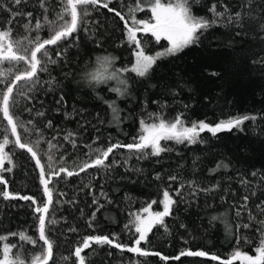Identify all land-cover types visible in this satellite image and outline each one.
<instances>
[{"label": "snow or ice", "instance_id": "6c2138e0", "mask_svg": "<svg viewBox=\"0 0 264 264\" xmlns=\"http://www.w3.org/2000/svg\"><path fill=\"white\" fill-rule=\"evenodd\" d=\"M201 2L202 0H133L125 6L126 10H118L110 6L114 0H57L55 5L51 0H37L41 12L38 16H34L32 11L20 9V5H26L28 0H10L7 4L0 0V10L8 14L0 20V125H3L0 128V185L4 186L0 189V199L30 202L29 207L37 221L35 236L29 234L27 228L9 229L0 233V264H57L56 244L49 232L51 226L59 223L51 215L55 189L50 187V184L54 179L79 176L89 169L103 170L110 178L115 179L116 177H111V173L117 168H123L125 173L132 175H122L119 179L136 183L139 176L143 175L144 169L135 166L131 161L140 162L161 158L164 154L174 151L168 142L186 146L204 144L206 141L202 138V134L205 132L216 137L223 132L243 131L246 122H255L258 119L255 114H243L219 119L217 122H208L206 119L188 121L184 111L168 117L164 112L166 103L161 105L157 100H152L151 103L157 104L160 110L147 111L149 101L144 100L141 115L138 118L139 128L137 134L131 137V142L123 143L118 139L113 141L109 135L105 143H100V137L97 135L90 143L81 144L79 138L82 132L88 126L95 127V125L92 121L83 119V109L73 107L70 112L67 111L68 101L63 87L59 89L58 98L54 100L56 106L47 111L60 114L64 109L65 120L81 117L78 121L79 130L60 129L54 126L51 119H45L44 128L56 132L50 139H45L44 131L38 127L36 119L31 118L33 112L35 117L47 116V111L36 110L33 104L36 100L34 93L38 88L43 91L45 87L49 91L55 90L60 82L51 74L50 66L70 62L66 59L68 48L79 42L80 31L91 32L89 23L99 27V21H90L89 18L92 17L93 12H98L100 9H106L123 22L124 40L121 41V46L126 43L132 49L133 61L130 65L117 67L118 57L110 53L96 54L94 62L87 66L91 70H85L81 79L93 89L115 82V86L109 87L108 91L115 93L117 99L132 96L131 78L128 73L135 74L138 78L150 79L158 61L176 56L190 46H199L201 37L213 27L235 28L236 36L247 35L248 31L264 34V0H237V3L232 5L225 3L224 0H216L208 8L210 16L194 13V6ZM141 12H150L151 15L147 19L137 18V14ZM17 27H22L25 33L23 36L16 34ZM45 30L46 35L42 36L41 33ZM92 35L95 37V33ZM147 35H150L156 43L162 40L167 41L168 46L150 54L143 39V36ZM260 39L264 41V35H260ZM93 42L97 49H103L102 40L94 38ZM251 63L264 66V58L253 59ZM44 73L49 75L48 80L42 79ZM210 75L218 77L220 73L213 71ZM69 76L73 80L76 79L75 74L64 73L65 79ZM152 86L155 87V85ZM98 99L107 106L108 112L105 115H110V119L105 121L101 113L97 112L94 117L97 124L107 123L119 126L128 119L127 115L122 116L124 109L117 103V99H105L102 96H98ZM22 102H26L22 111L30 116L27 120L21 119L16 111ZM40 104L43 107V101H40ZM190 106V104H183L185 110ZM3 122H6V125ZM96 131L99 132V129L96 128ZM33 135L35 139H32ZM61 140L64 143H61ZM42 144H47L46 151L41 148ZM64 144L70 145L73 151L81 147L87 151L75 156L69 162L68 154L62 153L59 157L55 154L64 148ZM7 146L25 150L30 154V158L38 169L39 183L43 187L45 199L38 201L35 196L21 195L8 190V181L3 173L13 171L15 153L6 151ZM118 149H124L127 152L122 161L114 158ZM110 157L113 158L110 159ZM45 158L46 162H42ZM197 161H200L199 156L192 162V177L195 178L184 179L179 174H169L166 177L169 181L168 186L160 189L162 198L152 199L138 210L128 212L129 219L123 229L134 236L130 245L120 242L118 233L89 234L74 246L69 255H61L60 261L65 264L69 260H73V264H88L86 256L82 253L95 244L101 247L107 245L122 252L127 251L138 257L159 256L164 261L180 260L181 257H206L218 264H236V262L264 264V199L255 205L258 212L254 213L249 207V200L250 197L257 195V191L253 188L254 180L246 177L242 178L240 183L252 190L241 198L239 204L230 205L234 219L230 221L227 213H221L219 216L212 215L209 221L210 226H213L212 222H222L226 234L234 240L233 251L227 258H222L210 251L191 249L182 250L178 255L168 257L161 255L160 252L148 251L141 247V243L147 242L149 234L155 227L160 226L167 231L166 218L174 214L180 202H186L183 197L186 188L193 198L201 193H214L220 188L218 182L205 183L202 177L196 176ZM156 162L159 163V159ZM230 166V161L218 160L207 169V174L215 176L222 170L229 169ZM249 175L257 178L259 187L264 190V169L252 170ZM133 176L137 179H133ZM154 179L161 181L164 177L157 171ZM177 181L180 182L173 189L172 184ZM83 187L88 188V194L92 196L88 207H94L86 221L87 227L95 232L97 213L104 209L105 203L111 205L114 200L105 190L104 184L100 185L98 195L95 192V185L86 184ZM64 195L63 192L59 193V196ZM177 197L180 199L178 200ZM124 199L130 202L132 198L125 194ZM224 199L225 197L221 196V200ZM55 202L60 201L57 199ZM69 203H75V201H69ZM153 205H158L162 210H153ZM212 206V204L207 205L209 208ZM80 211L83 215V209ZM65 223H67L66 220ZM180 227L183 228L185 225L181 224ZM67 231L77 232L78 229L68 227ZM252 232L255 233V237L249 235ZM254 239L255 243H253ZM25 245H30L38 251L29 254L25 250ZM249 245L252 246L253 254L244 250V247Z\"/></svg>", "mask_w": 264, "mask_h": 264}, {"label": "trees", "instance_id": "16d2710c", "mask_svg": "<svg viewBox=\"0 0 264 264\" xmlns=\"http://www.w3.org/2000/svg\"><path fill=\"white\" fill-rule=\"evenodd\" d=\"M3 2L7 4L10 0H3ZM51 2L55 5L57 0H51ZM132 2L133 0H114L110 6L118 10H126L125 6ZM214 2L216 0H202L201 4L194 6L193 11L197 15L210 16L208 8ZM224 2L232 5L236 4L237 0H224ZM20 9L32 11L34 16H38L41 12L37 0H28L26 5H20ZM7 15L0 10V20ZM150 15V12H141L137 14V18L147 19ZM89 20L99 21V27L89 23L90 33L84 31L78 33L79 42L67 51L66 59L70 62L50 66L51 74L60 83L56 85L54 91H49L47 87L43 91L38 88L34 93L36 100L33 101L36 110L47 111L56 106L54 100L58 98L59 89L63 87L68 101L67 111L70 112L73 107L83 109V119L90 120L95 125V127L88 126L82 132L79 143H90L97 135L100 137V143H105L109 135L113 141L118 139L123 143L131 142V137L137 134L139 128L138 118L141 115L144 100L149 101L147 111L160 110L157 104L151 103L152 100H157L161 105L166 103L164 112L168 117L184 111L188 121L206 119L208 122H217L219 119L243 114H255L258 119L255 122H246L243 131L223 132L216 137L205 132L202 134V138L206 141L204 144L186 146L168 142L174 151L164 154L161 158L140 162L131 161L135 166L144 169L143 175L139 176L136 183L119 179L122 175H132L125 173L123 168H117L111 173V177H116L115 179L110 178L103 170L97 169H89L79 176L54 179L50 185L55 189L51 215L59 223L51 226L49 232L56 244L57 264H65L60 261V256L69 255L85 235L118 233L120 242L130 245L134 236L123 229L129 219L128 212L138 210L152 199L159 200L162 196L160 189L168 186L169 181L166 177L169 174H179L184 179L195 178L192 177V162L197 156L200 157V161H197L196 176L202 177L205 183L218 182L220 188L214 193H201L195 198L189 195V190L186 188L183 192L186 202H180L174 214L166 218L167 231L163 227H155L149 234L147 242L141 243V247L148 251L160 252L161 255L168 257H174L182 250L191 249L210 251L222 258H227L233 251L234 240L226 234L222 222H212L213 226H210V217L227 213L230 221L234 219L230 205L239 204L241 198L252 190L240 183L242 178L254 180L253 188L257 191V195L250 197L249 200V207L254 213L258 212L255 205L264 199V190L259 187L257 178L249 175L252 170L264 169V66L251 63L253 59L264 58V51H262L264 41L260 39V35L264 34L248 31L247 35L236 36L235 28L213 27L201 37L199 46H190L176 56L158 61L150 79L138 78L135 74L128 73L131 78L132 96L117 99L115 93L108 91L109 87L115 86V82L93 89L81 79V76L85 70H91L87 66L94 62L96 54L110 53L118 57L117 67L131 64L132 49L126 43L121 46V41L124 40L123 22L106 9L93 12ZM15 31L18 36L25 34L22 27H17ZM41 35H46V30ZM94 38L102 40L103 49L95 47ZM143 39L150 54L168 46L167 41L162 40L156 43L150 35L143 36ZM213 71L220 75L211 76L210 73ZM64 73H73L76 79L73 80L71 76L65 79ZM42 79L48 80L49 75L42 74ZM98 96L105 99H117V103L124 109L122 116L127 115L128 119L119 126L107 123L97 124L94 119L97 112L101 113L105 121L110 119V115H105L108 112L107 106L98 99ZM205 97L208 99L205 100ZM40 101H43V107ZM183 104L191 106L185 110ZM25 106L26 102H22L16 111L21 119L27 120L30 118L29 114L22 111ZM63 111L64 109L60 114L47 111L46 117H35V112L31 114V118H35L38 127L44 131L45 139H50L56 134L55 130L44 128L45 119H51L54 126L60 129L79 130L78 121L81 117L65 120ZM3 124L6 125V122ZM2 127L3 125H0V128ZM35 138L33 135L32 139ZM61 143L64 142L61 140ZM41 148L46 151L47 144H42ZM8 150L15 153L13 171L3 173L8 181V190L21 195L35 196L38 201L44 199L38 171L30 156L11 146L6 147V151ZM86 151L87 149L83 147L73 151L70 145L64 144V148L55 154L57 157L62 153L68 154L69 162H71L72 158ZM126 155V150L118 149L114 158L122 161ZM157 159L159 163L156 162ZM221 159L225 162L230 161V168L222 170L215 176H208L207 169ZM42 162H46V158ZM157 171L161 172L163 180L154 179ZM133 179L137 177L133 176ZM179 182L172 184L173 189ZM86 184L95 185L97 195L100 185L104 184L105 190L114 200L111 205L105 203L104 209L97 213L95 232L88 228L86 223L94 210V207H88L92 196L88 194V188L83 187ZM3 187L0 185V189ZM61 192L65 195L59 196ZM125 194L132 198L130 202L124 199ZM221 196L225 199L221 200ZM57 199L59 203L55 202ZM177 199L180 198L177 197ZM69 201H75V203H69ZM29 203L21 200L0 199V233L9 229L27 228L29 234L36 235L37 221L34 219ZM208 204L213 206L209 208ZM81 209H83V215ZM153 209L159 210V206L153 205ZM181 224L185 227H180ZM68 227H76L78 231L68 232ZM249 235L255 237L254 232ZM255 242L254 239L253 243ZM25 250L29 254L38 251L30 245H25ZM244 250L253 254L251 245L245 246ZM82 255L86 256L88 264H136V262L138 264H218L206 257H181L180 260L169 259L168 261L154 255L138 257L127 251L122 252L107 245L101 247L95 244L92 248L86 249ZM66 264H73V260L67 261Z\"/></svg>", "mask_w": 264, "mask_h": 264}, {"label": "water", "instance_id": "95a60500", "mask_svg": "<svg viewBox=\"0 0 264 264\" xmlns=\"http://www.w3.org/2000/svg\"><path fill=\"white\" fill-rule=\"evenodd\" d=\"M20 150V149H19ZM21 151H24V152H26L25 150H21ZM27 153V152H26ZM28 154V153H27ZM29 156H30V154H28ZM33 161V160H32ZM34 162V161H33ZM35 164V163H34ZM37 171H38V169H37ZM51 185V184H50ZM42 187V186H41ZM42 190H43V187H42ZM44 199H45V197H44Z\"/></svg>", "mask_w": 264, "mask_h": 264}, {"label": "rangeland", "instance_id": "374dc122", "mask_svg": "<svg viewBox=\"0 0 264 264\" xmlns=\"http://www.w3.org/2000/svg\"><path fill=\"white\" fill-rule=\"evenodd\" d=\"M160 198H162V196H161ZM153 210H154V209H153ZM159 210H162V209L159 207Z\"/></svg>", "mask_w": 264, "mask_h": 264}]
</instances>
